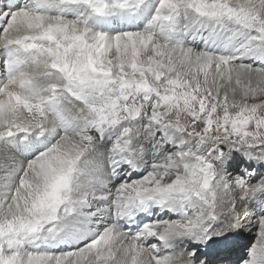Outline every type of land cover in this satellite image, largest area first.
I'll return each mask as SVG.
<instances>
[{
  "label": "snow or ice",
  "instance_id": "obj_1",
  "mask_svg": "<svg viewBox=\"0 0 264 264\" xmlns=\"http://www.w3.org/2000/svg\"><path fill=\"white\" fill-rule=\"evenodd\" d=\"M0 264H264V0H0Z\"/></svg>",
  "mask_w": 264,
  "mask_h": 264
},
{
  "label": "rangeland",
  "instance_id": "obj_2",
  "mask_svg": "<svg viewBox=\"0 0 264 264\" xmlns=\"http://www.w3.org/2000/svg\"><path fill=\"white\" fill-rule=\"evenodd\" d=\"M255 233L254 232H249L247 228H245L242 232L241 240L245 241L244 244H248L250 241H252Z\"/></svg>",
  "mask_w": 264,
  "mask_h": 264
},
{
  "label": "bare ground",
  "instance_id": "obj_3",
  "mask_svg": "<svg viewBox=\"0 0 264 264\" xmlns=\"http://www.w3.org/2000/svg\"><path fill=\"white\" fill-rule=\"evenodd\" d=\"M250 233H251V232H250ZM241 243H242V244H244V243H245V241H242V240H241Z\"/></svg>",
  "mask_w": 264,
  "mask_h": 264
}]
</instances>
